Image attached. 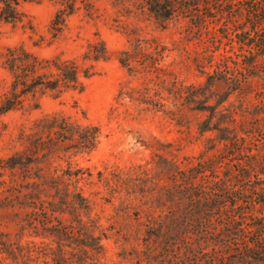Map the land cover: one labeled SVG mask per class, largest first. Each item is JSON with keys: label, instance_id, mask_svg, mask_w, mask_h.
Returning <instances> with one entry per match:
<instances>
[{"label": "rangeland", "instance_id": "rangeland-1", "mask_svg": "<svg viewBox=\"0 0 264 264\" xmlns=\"http://www.w3.org/2000/svg\"><path fill=\"white\" fill-rule=\"evenodd\" d=\"M250 1L0 0V10L14 9L0 19V100L14 48L73 62L83 84L38 87L0 114V264H230L239 256L214 259V241L168 248L144 236L162 221L192 235L196 208L172 201L181 171L241 197L216 207L208 228L229 215L264 222V33H240ZM88 126L98 128L93 149L74 136ZM17 154L21 163L10 166ZM82 229L95 237L77 238Z\"/></svg>", "mask_w": 264, "mask_h": 264}, {"label": "trees", "instance_id": "trees-1", "mask_svg": "<svg viewBox=\"0 0 264 264\" xmlns=\"http://www.w3.org/2000/svg\"><path fill=\"white\" fill-rule=\"evenodd\" d=\"M4 3V2H3ZM16 1L14 4H17ZM4 8L0 10V19L7 18L9 12L14 13L13 5L4 3ZM154 5L151 4V9ZM247 14L245 16L248 29H242L240 33H264V0L250 1L247 8H245ZM169 14V13H168ZM264 37V35H260ZM253 44L257 46V40L255 38ZM254 46V45H253ZM7 68L12 74V82L10 91L6 96L0 100V114L9 112L11 110L20 108L23 106L26 96L35 92L38 87H47L51 90H61V87L76 89L80 87L83 89V84L79 80L78 69L73 62L51 60L45 61L39 59L34 54L26 51L24 48L9 49V55L6 59ZM54 68L57 72V77L54 79L46 77L47 73H40L45 68ZM40 71V72H39ZM64 118H61V126H64ZM83 129V128H82ZM88 129H92L91 135L88 133ZM77 138L83 143H87V148L93 149L95 147L96 139L98 137V128L96 126L85 127V130L77 133ZM20 155L12 156L8 159L10 166H17L21 163ZM195 178V175H188L186 172L177 173L175 179L172 181V201L175 204H179L183 201H188V204H192V207L196 209L190 210L192 235H183L178 229L164 223H158L156 225H147L145 228L146 236L144 240L151 238L164 241L168 248L170 245L168 242L176 241L178 239L186 240L190 238L199 239L202 243L208 241H214L215 246L213 250L218 251L217 255H214V259L226 260L225 250L234 251V263L229 260L230 264H264V222H258L256 226L249 223H240L238 220L232 219L229 215L226 222L220 227H207L208 220L212 221L214 209L216 207L223 208L225 203L228 205H236L237 200H241L240 195H237V191L230 185H224L219 187L220 192L226 194H217L214 191H209L210 188L206 185H200ZM214 188H211V190ZM173 192H175L173 194ZM211 192V193H208ZM221 195V196H220ZM83 198L82 195H79ZM264 203V198L262 199ZM86 208L88 204L84 205ZM165 213H161L160 216ZM215 214V213H214ZM167 215V213L165 214ZM164 215V216H165ZM148 218V217H147ZM147 220V219H146ZM149 220H153L150 216ZM161 221L162 218L154 219ZM150 221H148L150 223ZM244 221V218H242ZM210 222V221H209ZM154 223V222H153ZM189 223V222H188ZM256 239L253 241H246L249 234H255ZM95 234L90 233L87 230L82 229L81 233L77 235V238L82 241H88V238H94ZM211 238V239H209ZM245 241V242H243ZM168 244H167V243ZM84 245V243H80ZM167 248V249H168ZM219 252H222L219 254ZM226 263V262H225Z\"/></svg>", "mask_w": 264, "mask_h": 264}]
</instances>
